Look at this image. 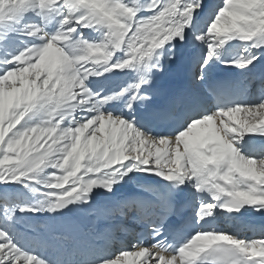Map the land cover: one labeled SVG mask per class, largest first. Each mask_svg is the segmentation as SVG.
Masks as SVG:
<instances>
[{
    "label": "snow or ice",
    "instance_id": "obj_1",
    "mask_svg": "<svg viewBox=\"0 0 264 264\" xmlns=\"http://www.w3.org/2000/svg\"><path fill=\"white\" fill-rule=\"evenodd\" d=\"M261 65L264 0H0V264H264L213 226L264 213Z\"/></svg>",
    "mask_w": 264,
    "mask_h": 264
},
{
    "label": "bare ground",
    "instance_id": "obj_2",
    "mask_svg": "<svg viewBox=\"0 0 264 264\" xmlns=\"http://www.w3.org/2000/svg\"><path fill=\"white\" fill-rule=\"evenodd\" d=\"M196 53L193 52V55ZM241 54V47L239 42H232V47L230 49H226L224 52L225 58H233L235 56H239ZM197 53V57H198ZM264 68V65L258 66L257 71H260ZM194 71L192 65L186 66H178L176 64L170 65L166 74L162 75L164 86L163 88L168 90L169 92H176L185 87H187L188 79L190 78L191 72ZM215 74L220 79H232L238 78L237 70H230L225 68L221 64H217L214 69ZM120 81H111L110 84H118ZM139 176L144 178L143 183H153L152 178H148L143 176V174H138ZM191 216V211H190ZM214 227L222 228L226 232L239 234L240 236L246 239H259L260 234L264 232V214L256 213V212H248L243 216H239L238 214L233 217L228 214L220 216L217 218V221L213 225ZM122 238L124 234H121ZM135 258L129 257L127 258L128 264H131Z\"/></svg>",
    "mask_w": 264,
    "mask_h": 264
},
{
    "label": "water",
    "instance_id": "obj_3",
    "mask_svg": "<svg viewBox=\"0 0 264 264\" xmlns=\"http://www.w3.org/2000/svg\"><path fill=\"white\" fill-rule=\"evenodd\" d=\"M141 179H142V182H143V178L141 177Z\"/></svg>",
    "mask_w": 264,
    "mask_h": 264
},
{
    "label": "rangeland",
    "instance_id": "obj_4",
    "mask_svg": "<svg viewBox=\"0 0 264 264\" xmlns=\"http://www.w3.org/2000/svg\"><path fill=\"white\" fill-rule=\"evenodd\" d=\"M264 213H262V215H263Z\"/></svg>",
    "mask_w": 264,
    "mask_h": 264
}]
</instances>
